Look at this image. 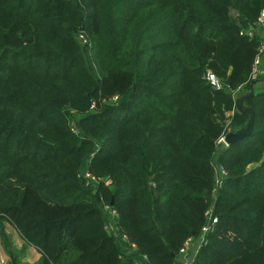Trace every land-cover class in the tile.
I'll return each instance as SVG.
<instances>
[{
	"label": "trees",
	"instance_id": "16d2710c",
	"mask_svg": "<svg viewBox=\"0 0 264 264\" xmlns=\"http://www.w3.org/2000/svg\"><path fill=\"white\" fill-rule=\"evenodd\" d=\"M263 7L0 0V222L40 264H176L216 164L217 222L191 264H264V87L245 98L251 134L217 144L247 122L234 105L254 82L261 41L246 31Z\"/></svg>",
	"mask_w": 264,
	"mask_h": 264
},
{
	"label": "built area",
	"instance_id": "2783aa9c",
	"mask_svg": "<svg viewBox=\"0 0 264 264\" xmlns=\"http://www.w3.org/2000/svg\"><path fill=\"white\" fill-rule=\"evenodd\" d=\"M257 22L259 24H264V9H261L258 17H257ZM253 29H249L247 30V34L248 35H253ZM264 51V40L259 44L258 48H257V52L253 58V62H252V66H251V71H250V79L254 80L257 73H258V68H259V64L261 61V56L262 53ZM205 78L206 80L212 85L213 88L218 89L222 86V83L220 82V79L216 76V74H214L212 71H207V73L205 74ZM229 130V129H228ZM226 133H222V135L218 138L217 140V144H225L223 141V138L225 136ZM226 145V144H225ZM215 169V175H214V186L211 190V195L213 197V202L210 204V206L207 208V210L205 211V218L206 221L205 223L202 225L201 230H200V234L197 237V239L195 241L198 242V247L200 246V244L202 242H204L205 240V236L207 235V233L212 230V228L214 227L215 223L217 222V217L214 215V203H215V199H216V192L219 188V186L221 185L222 180L226 177L227 175V171L226 169L220 165V164H216L214 166ZM86 175L87 172L85 173ZM125 236L122 235L121 239L125 240ZM193 240H191L190 238H188L182 245V247L179 250V257L177 258V260H181L182 258H184L187 254H188V250L191 247V245L195 242ZM133 246V245H132ZM198 249V248H197ZM192 261L188 262V263H182V264H191ZM134 264H143L141 260H135ZM176 264H181L179 262H177Z\"/></svg>",
	"mask_w": 264,
	"mask_h": 264
},
{
	"label": "rangeland",
	"instance_id": "374dc122",
	"mask_svg": "<svg viewBox=\"0 0 264 264\" xmlns=\"http://www.w3.org/2000/svg\"><path fill=\"white\" fill-rule=\"evenodd\" d=\"M84 166L87 164L82 165L81 171L85 170ZM105 208L107 209V206ZM108 230L110 232L115 230L111 216L109 217ZM0 264H40V253L24 241L11 224L4 220L0 222Z\"/></svg>",
	"mask_w": 264,
	"mask_h": 264
},
{
	"label": "water",
	"instance_id": "95a60500",
	"mask_svg": "<svg viewBox=\"0 0 264 264\" xmlns=\"http://www.w3.org/2000/svg\"><path fill=\"white\" fill-rule=\"evenodd\" d=\"M253 82L250 85V89L246 93H241L235 98V108L238 111H245L248 114L247 117V122L243 127H240L237 130L234 131H228L224 138L223 141L226 144V146L239 141L240 139L248 136L252 132L253 128V122H254V109L252 106L248 105L245 103V98L251 94H253V87H252Z\"/></svg>",
	"mask_w": 264,
	"mask_h": 264
},
{
	"label": "crops",
	"instance_id": "0c3cea01",
	"mask_svg": "<svg viewBox=\"0 0 264 264\" xmlns=\"http://www.w3.org/2000/svg\"><path fill=\"white\" fill-rule=\"evenodd\" d=\"M263 9H264V7H263ZM254 31H255V33H257L260 36L259 40L262 42L264 40V24L256 26L254 28ZM252 87H253L254 91L259 90V89L264 87V51H263L262 56H261V61L259 64L258 73L254 79ZM249 89H250V87L243 93L248 92ZM232 112H233V110H227L226 114H231ZM220 146L226 147L225 144H221ZM86 167L87 166H84L85 170L81 171L82 174L86 173ZM197 248H198V242L195 241L191 245V248L188 250V254L184 258H182L181 260H176V263L179 262L182 264V263H188V262L192 261Z\"/></svg>",
	"mask_w": 264,
	"mask_h": 264
}]
</instances>
